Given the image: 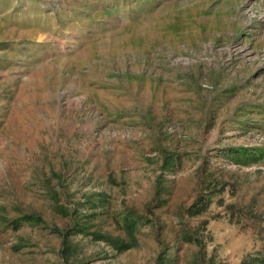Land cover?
Instances as JSON below:
<instances>
[{"label": "rangeland", "instance_id": "1", "mask_svg": "<svg viewBox=\"0 0 264 264\" xmlns=\"http://www.w3.org/2000/svg\"><path fill=\"white\" fill-rule=\"evenodd\" d=\"M0 264H264V0H0Z\"/></svg>", "mask_w": 264, "mask_h": 264}]
</instances>
